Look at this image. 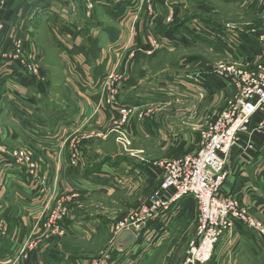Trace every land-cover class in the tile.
<instances>
[{
  "label": "rangeland",
  "instance_id": "rangeland-1",
  "mask_svg": "<svg viewBox=\"0 0 264 264\" xmlns=\"http://www.w3.org/2000/svg\"><path fill=\"white\" fill-rule=\"evenodd\" d=\"M33 1L0 0V88L9 85V80L4 79L5 76L9 74L15 77L14 71L18 69L22 73L17 74L21 73L23 76L17 75L15 78L23 79L16 81L28 93L25 102L21 100L25 104L17 108L16 112L21 117L18 121L15 115H11L10 104L5 105L0 95V127L5 129L4 134L0 131V153L4 161L0 163V173L5 172V169H17L25 176L27 185L22 183L21 186L29 189V193H23L19 189L18 202L23 203L20 204V209L27 208V213L35 214L30 208L41 204H45V208L44 212H37L35 219H38L35 220L30 234V228H25L24 237L27 238L20 249H17V253L13 251L9 257L1 259L0 264H26L32 258L34 264L184 263L189 244L196 233V203L188 199L180 202L176 211H168L159 218L147 219L143 210L152 201L162 181L159 177L158 185H147V173L152 170L151 164L160 161H155L153 157L171 160L176 154L169 145L148 139L150 135L141 136L136 133L133 124H142L157 114L162 116L159 119L161 123H168L164 128L161 127L164 135L173 137L181 129L199 128V137L193 136L195 142L199 143L203 127L215 122L236 98L237 93L229 100L227 98L223 102L225 106L216 109L213 117L207 105L206 93L202 92V81L197 77L192 78L197 80L193 83L194 94L185 86L187 83L177 84V87L184 86L178 90L177 106L170 107L168 104L167 107H160L155 100L141 106H126L121 98L124 96L122 92L125 89V93L134 86L136 89L133 92L138 93L142 90L138 84L145 80L157 81L160 73L179 71L177 74H184L189 69L193 72L206 70L205 73L210 72L211 77L214 75L222 84L225 79L214 73L218 66L246 67L250 49L254 50L251 66L258 67L263 64L264 53L258 37L264 36V0H74V8L69 3L64 4L63 0H52L49 11L40 18L33 11ZM101 3H106L107 8L100 6ZM59 9L67 12L69 17L74 14L77 17V27L72 26L77 29L71 26L68 29L76 34L78 41L74 45L77 48L83 42L90 54L93 51L96 68L99 54H104L112 61L111 70L102 71L98 68L99 75L102 72L107 73L97 87L101 97L94 94L98 103L94 101L90 107L82 106L78 110L82 112L79 127L69 124L71 131L64 132L58 126L53 129L52 125L57 124L61 114H65L64 107L76 109L73 94L82 102L86 97L85 90L84 94L83 90L71 91L67 76L74 82L81 76L72 77L73 69L79 73L80 70L75 68L85 67L90 69V73H94L95 67L94 63L90 64L82 59L81 63L74 62L69 65L61 58L64 54L58 46L65 50L68 44L74 43V39L63 34V22L57 25V21L50 16ZM117 9L124 12L126 18L124 16V19L116 20L111 17L109 13L113 12L116 16ZM66 21L70 24V20ZM57 27L59 33L55 30ZM174 27L181 28L188 41L180 44L165 41L164 45L165 38L159 33L160 28ZM234 32L238 34L234 36ZM249 32L251 35L241 38L244 33ZM110 41L115 44L113 51L106 47ZM159 41L163 42L162 46L157 45L159 49H156L154 42ZM70 49L67 48V51ZM77 52V55L85 56L81 49H77ZM10 64L17 68L10 69ZM7 67L11 72L5 74ZM101 69L105 68L102 66ZM84 80L85 75L81 82H77L84 85ZM165 84L170 86L169 81ZM157 88V85H153L150 92H157ZM222 89L208 94L209 99L216 100L220 97L221 104L222 98L224 101V96L229 95L228 87ZM94 95L89 94L90 97ZM100 99L102 104L99 107ZM68 112L74 111L69 109ZM70 115L74 117L73 114ZM166 116H171L174 120L173 131ZM41 117L45 126L40 122ZM30 127L35 131L37 127L40 128L39 131L45 127V157L38 153V143L36 138L30 137ZM13 131L20 136L19 142L11 141L8 137L14 134ZM25 136L32 141L27 142ZM259 136L264 139L262 134ZM51 142L54 146L47 145ZM48 146L51 148L49 152ZM236 146H239V142L234 145ZM197 149L199 146L195 150ZM6 161L8 164L4 166ZM126 165L133 171L136 169L141 179L137 181L136 178L126 175ZM103 167L113 170L114 173L118 172L120 176L125 175L127 179L116 183V188L112 186V192L95 190V193H83L82 189L87 188L84 185L87 183L83 182H93L96 171ZM6 182H0V194L13 188L10 180ZM6 192L0 197L1 203H7V200L11 203ZM92 215L97 217H91ZM2 216L0 228H3ZM75 219L87 222L80 227L89 237L74 230ZM142 219L145 228L137 230L139 228L135 225ZM126 221L136 236H140L128 248L118 242L123 234L121 226ZM28 226L30 227L29 224ZM93 229L98 233L92 234ZM227 236L220 240L212 260L207 264H239L240 261L236 258L240 253L245 256L241 263L252 264L248 257L252 249L250 242L237 232ZM125 249L128 251L124 253L122 250ZM221 250H224V254L219 258L217 254Z\"/></svg>",
  "mask_w": 264,
  "mask_h": 264
},
{
  "label": "crops",
  "instance_id": "crops-1",
  "mask_svg": "<svg viewBox=\"0 0 264 264\" xmlns=\"http://www.w3.org/2000/svg\"><path fill=\"white\" fill-rule=\"evenodd\" d=\"M50 1L52 0H34L32 2L33 4V11L36 15H40L38 16V18L40 17H44L46 11H49V4ZM69 3V6L71 7H75L76 3H70V2H65L64 4ZM100 6H105L104 8H107V4L106 3H101L99 4ZM124 6V5H123ZM62 7V6H61ZM64 7V5H63ZM140 7V5H139ZM116 11H118V14H116V16L114 14H112L113 12L109 13L111 15V17H113L114 19H124V12L122 13L121 11H119V9H117ZM140 11V8L139 10ZM126 13V12H125ZM141 15V14H140ZM50 16L57 21V25H60V23L63 22L61 28L63 30V34L65 33V35H67L66 37L71 36V39H74V43L73 44H68V47L65 48V50H63V48H61L60 46H58V48L60 49V52L64 54V56H61V58H63V61L67 64L70 63H81L82 60L86 61L85 56H79L77 55V49H86V45L81 42V47H79V45H77L79 48H77L74 44H77L78 39L76 40V34L75 32L69 30V29H64V28H69L68 26H74L77 27L78 25V19L75 16V14L72 17L68 16L67 12H64L62 10H55L52 14H50ZM126 18V16H125ZM66 20H70V24L67 23ZM124 24H121V26ZM72 27V28H74ZM175 28V27H174ZM77 29V28H74ZM55 30H59V27H57ZM138 30V27H137ZM77 31V30H76ZM187 32V31H186ZM59 33V31H58ZM160 33V32H159ZM106 34V33H104ZM161 34V33H160ZM238 33L234 32L233 35L236 36ZM154 35V34H153ZM153 35H150L151 37ZM242 35V34H241ZM164 36L165 39H163L164 41V45H165V41L168 43H175V44H180L181 42H187L188 37L184 36V34H182V30H178L175 32L174 36L172 38H168L165 35ZM64 36V38H66ZM79 37V35H78ZM105 37V36H103ZM108 37V36H106ZM243 38V37H241ZM70 40V39H69ZM148 40V39H147ZM114 43L107 42V48L110 49L111 51H113ZM147 45V44H146ZM114 46V47H113ZM251 45L249 44V47ZM67 48H71L70 51H67ZM73 48V49H72ZM66 51V52H65ZM76 52V53H74ZM254 53V50L250 49V52L248 54V56L250 58L252 57V54ZM254 55V54H253ZM94 53L92 51V55L91 58L93 59ZM81 57V58H80ZM82 59V60H81ZM95 60V59H94ZM109 60V61H108ZM108 62V63H107ZM89 63V62H88ZM69 64V65H70ZM12 65L11 67H9L10 69H14L17 68L16 65L14 64H10ZM112 61L105 57L104 54H99V63L97 66V68L95 67V61H94V73H90V69L85 68V67H81V68H75L76 70H80L79 73H77L76 71H74V69L72 70V74L71 76L73 77H82L83 75H85V79L84 80V85L78 82H81V77L77 78L78 80H75L74 82L69 78V76H67V83L68 85H70L71 91H80L83 90V94H84V90L86 91V95L84 94L85 99L82 102L81 99H79L77 96H73V101L74 104L76 105V109L75 107L73 108H69V107H64V112L65 114H61V116L58 119L57 124H55L54 126L52 125L53 129L55 128V126H58L60 129L64 131H71L69 124H74V126L79 127L78 123H79V118L82 115V112H78V110L80 111L82 106L86 105L88 107L92 106L94 104V101L96 102V104L98 103V99H94L95 95L94 94H98L101 97V92H97V87L99 86L100 80L107 75L106 72H102L99 75L98 72V68L102 71H108L111 70L112 68ZM65 66V64H64ZM104 67L105 69H101V67ZM88 70V71H87ZM210 69L208 68L207 71H209ZM206 70H196V71H192V70H185L184 74H177L179 73V71H170V73H160L157 75L158 80L157 81H152L149 80L148 82H146V80L144 82H141L138 84V87L140 89H142L141 91H139L138 93H134L133 91L136 89V87L131 86L130 89L128 91H125V89L123 90V97L121 96V98H123L124 103L126 106H138V105H145L146 103H148L149 101L155 100V103L158 104L157 106L160 107H167V105L169 104L170 107L171 106H177V103H179L177 96H178V90L180 88H183V85H179L177 87V84L183 82V83H187L188 85H185L187 88H189V90L191 91L192 94L195 93L194 90V84L197 80L192 79L193 77H197L198 80L200 79V81H202V92H205L206 94V101H207V105L209 107V109L211 110V115H215L216 114V109H220L222 107L225 106L226 99L228 98V100L230 98H232L236 93L238 94L236 88L233 86V84L231 82H227L226 80H222V84L220 83V80L215 79V76L213 75V77H211L210 72L205 73ZM11 72L8 67L6 68V70L4 71V73H9ZM15 77L17 75L23 76L21 73L22 71L20 70H15ZM17 72H21L19 74H17ZM83 72V73H82ZM135 73V72H134ZM109 74V73H108ZM99 75V76H97ZM15 77H11V75H7L5 76L4 79H8L9 80V85H5L3 88H0V95H1V99L3 100L2 102H4L5 105L10 104V110H11V115H15V117H17V121L21 118L19 117L20 114H18L17 108L22 107V105H24L25 100L27 98L28 93L22 89L21 86H19L20 82L16 81V80H20L22 81L23 77H20L18 79H16ZM153 78V77H152ZM73 79V78H72ZM193 80V81H192ZM78 81V82H77ZM166 81H169L170 86H168L166 83ZM195 81V82H194ZM78 83V84H76ZM156 83V84H154ZM164 83V84H162ZM153 85H157L158 88L156 90H158L157 92H150L151 89H153ZM146 87H147V94H146ZM223 87H228L229 88V95L228 96H224L225 99L223 101L222 98V103L221 102V98L218 97L216 100L214 98H210L208 94L210 93H214V92H219L222 91ZM149 89V90H148ZM90 92H89V91ZM132 91L133 94L130 92ZM186 91V90H185ZM189 92V91H186ZM89 94H92L94 96L90 97ZM126 95V96H125ZM30 96V95H29ZM83 96V97H84ZM146 96V98H145ZM223 97V95H221ZM33 99L35 98V96H31ZM92 99V100H91ZM24 102H22V101ZM215 101H217L215 103ZM187 102H189V100H187ZM95 104V106H96ZM102 102L100 99L99 102V107L101 106ZM9 106V105H8ZM43 106V104H42ZM13 111H12V109ZM71 109L72 113L68 112V110ZM107 109V108H106ZM104 109V110H106ZM108 113H111L108 111ZM24 114H27V112H24ZM22 114L21 116L23 118H26V116ZM70 114H73L74 117H76L75 115H79L76 118L72 117ZM156 117V118H155ZM160 117L159 115H155L152 118H148L146 121L141 123H134L133 124V128L135 129L136 133L141 134V136L143 134H148L150 135L149 138H152V140H156L158 141L160 144L162 145H169V147L173 148L175 150L174 154H176L175 156L173 155V157L171 159L177 158L179 156L185 155V154H191V153H195L197 150H195L198 146H200L201 143V139L199 138V143L195 142L196 140L193 139V136H198L199 137V128H193L191 129H181V131L178 134H175L173 137L171 136H166L164 135L163 131L161 130V127H165L166 125H168V123H161L159 121ZM165 117V116H164ZM215 117V116H213ZM212 117V118H213ZM155 118V119H154ZM13 119V118H12ZM42 117L40 119V122L42 123L43 126H45V122L42 121ZM166 119L169 121L170 127L173 131V118L167 117ZM21 120V119H20ZM34 121H37V119H35L33 117ZM14 121V120H13ZM60 121V122H59ZM13 126H15V124H13ZM20 126V124H19ZM35 127L34 125H30ZM21 127V126H20ZM253 128L256 127V120L255 122H253ZM31 128V127H30ZM40 128L37 127V131H35L34 129H30V137H32L33 139H35V141L38 143V153H41V157H45V127L42 128L41 131H39ZM0 131L2 134H4L5 129L1 126L0 127ZM13 135H8V137L10 138L11 141L15 142H19L21 140L19 135H16V131H13ZM28 133V132H27ZM19 134V133H18ZM29 134V133H28ZM152 134V135H151ZM29 139V140H28ZM25 140L27 142L32 141V139H30L28 136H25ZM34 141V142H35ZM6 142H9V140H7ZM35 142V144H36ZM40 144V145H39ZM253 145V149L251 150L249 148V145ZM47 145H51L54 146V143L51 142V144L47 143ZM50 146H48V152ZM51 149V148H50ZM247 149V150H246ZM195 150V151H194ZM153 159L155 161L157 160H164V159H159V158H155L153 157ZM124 165V164H122ZM121 165V166H122ZM118 166V165H117ZM120 166V165H119ZM120 166V167H121ZM118 168V167H117ZM126 171L125 174L126 175H130L134 178L138 180L141 179V177H138V174L136 172V169L133 171V169H131L130 167H127L126 165ZM227 169L229 171V176L228 179L223 187V194L227 197H235L238 198L245 206H247L250 209L251 215L256 219V220H260L263 224H264V139L255 134L253 136H249V135H241L240 136V140H239V146L234 147L228 157L227 160ZM122 170V169H121ZM22 171H18L17 169H13V170H7L5 169V172H3L2 174L0 173V182H6L7 180H10L13 188H10L7 192L6 190H4L3 192H1L0 197H2L5 192L9 195V198L11 200V203L8 202H0V216H2V218H4L3 220V228H0V260L1 259H5V257H9L12 252L14 251V253H17V249H20L21 245L25 242L27 237H24V232H25V228H30L29 230V234L32 232V227L35 223V220L38 219L35 216L37 214V212H44V208H45V204H41V205H36L33 208H30L32 213L35 214H30L27 213L28 210H26L27 208H22L20 209L19 206L20 204L23 205V203L18 202V196L17 194H19V189L23 191V193H29V189L22 187V183L27 185L26 182V178L23 175V173H21ZM153 173H156V171H153ZM96 176L94 177L95 179H93V182H83V183H87L84 184L87 186V188L82 189L84 192L83 193H90L92 191L95 190H100L101 192L104 193H108L109 191H111V187L113 186V188H116L117 186L115 185L116 183H118L119 181H121V179H127L125 177V175H119L118 172L114 173L113 170L108 169L103 167L102 170L96 171ZM149 178V179H148ZM147 178V185L153 187L154 185H158L159 181H158V175H153L151 174L150 176H148ZM4 180V181H3ZM7 183V182H6ZM30 187V186H29ZM90 187V188H88ZM33 189V188H30ZM112 192V191H111ZM30 207V206H29ZM42 210V211H41ZM97 217V215H92L91 217ZM20 218V219H19ZM23 222V223H22ZM83 223H87L84 220L81 219H75V222H73V227L74 230H76L77 232L83 234L82 236H88L87 234L84 233V231L81 230V227L83 225ZM28 224L30 225V227L28 226ZM71 226V223H70ZM70 228V227H69ZM68 228V230H69ZM24 229V230H22ZM94 230V231H93ZM92 230V234L93 233H98L97 230L93 229ZM27 232V231H26ZM238 233L241 237H243L244 239H247L250 242V247L252 248L250 250V255L248 256L252 262V264H264V240L263 238H261L257 232L253 229L248 228L247 226L238 223L236 226V229L234 231V233ZM8 237V238H7ZM89 237V236H88ZM228 236L226 235V238ZM73 238V237H72ZM240 242V240H238V243ZM221 245V244H220ZM128 248V247H126ZM240 249V247H239ZM238 249V250H239ZM128 250H126L127 252ZM222 254H224V250H221L220 254H217V256L219 258H221ZM245 258L244 254H239L238 258L240 263L242 261V259ZM34 258H32L30 261L26 262V264H34ZM239 263V264H240ZM1 264H3L1 262ZM40 264V263H38ZM243 264V263H241Z\"/></svg>",
  "mask_w": 264,
  "mask_h": 264
},
{
  "label": "built area",
  "instance_id": "built-area-1",
  "mask_svg": "<svg viewBox=\"0 0 264 264\" xmlns=\"http://www.w3.org/2000/svg\"><path fill=\"white\" fill-rule=\"evenodd\" d=\"M247 34L251 35V32L241 37H247ZM258 39L264 53V36ZM162 43L154 42L155 48L159 49L156 46L160 47ZM246 60L248 63L244 68L220 65L215 70V74L233 84L238 94L215 122L203 127L199 149L195 153L152 163V170L147 173L148 176L158 175L162 179L152 201L143 210L147 219L176 211L177 205L185 199H192L196 203V233L189 244L187 259L182 264L210 262L220 240L234 232L238 223L255 230L264 240V224L256 220L238 198L227 197L222 191L229 176L227 160L240 136H264V63L253 67L251 62L254 59L248 56ZM255 120L257 125L253 128ZM249 148L252 150L253 145L250 144ZM0 163H4L1 153ZM7 164L6 161L4 166ZM143 223V219L137 222V230L145 228ZM121 227L123 233L132 232L136 241L140 238L129 228L128 221ZM122 251L125 253L126 249Z\"/></svg>",
  "mask_w": 264,
  "mask_h": 264
},
{
  "label": "trees",
  "instance_id": "trees-1",
  "mask_svg": "<svg viewBox=\"0 0 264 264\" xmlns=\"http://www.w3.org/2000/svg\"><path fill=\"white\" fill-rule=\"evenodd\" d=\"M64 29H68V28H64ZM181 28H179V27H175V28H160V33L161 34H163V35H165V36H167L168 38H172L173 36H174V34H175V32L176 31H178V30H180ZM82 52L85 54V58H86V60L91 64V63H94V59H92L91 58V55H92V52H91V54H90V52H89V50H87V49H83L82 50ZM93 57H95V56H93ZM188 199H186V200H184V201H182L181 203H183V202H185V201H187ZM180 203V204H181ZM180 211V210H179Z\"/></svg>",
  "mask_w": 264,
  "mask_h": 264
},
{
  "label": "water",
  "instance_id": "water-1",
  "mask_svg": "<svg viewBox=\"0 0 264 264\" xmlns=\"http://www.w3.org/2000/svg\"><path fill=\"white\" fill-rule=\"evenodd\" d=\"M118 242L123 247H129L133 245L136 242V240H135V236L131 232H124L120 236Z\"/></svg>",
  "mask_w": 264,
  "mask_h": 264
}]
</instances>
